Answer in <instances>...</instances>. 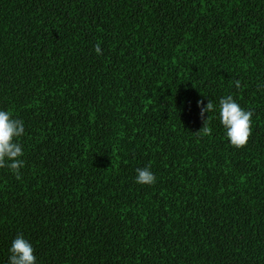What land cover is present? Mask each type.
<instances>
[{
    "label": "trees",
    "instance_id": "1",
    "mask_svg": "<svg viewBox=\"0 0 264 264\" xmlns=\"http://www.w3.org/2000/svg\"><path fill=\"white\" fill-rule=\"evenodd\" d=\"M258 85L264 0H0V109L25 127L0 264L17 233L36 264H264ZM227 94L253 112L242 147L199 116Z\"/></svg>",
    "mask_w": 264,
    "mask_h": 264
},
{
    "label": "clouds",
    "instance_id": "2",
    "mask_svg": "<svg viewBox=\"0 0 264 264\" xmlns=\"http://www.w3.org/2000/svg\"><path fill=\"white\" fill-rule=\"evenodd\" d=\"M95 52L98 55L101 54L99 45L95 47ZM233 83L236 88L241 87L239 79ZM258 87H264V85H258ZM196 105L203 125L209 118V113H213L219 119L231 145L242 147L247 143L252 132L253 112L242 107L231 94L219 97L218 102L215 103L205 96L198 99ZM205 113L208 114L206 117ZM202 130L204 134L210 131L206 126ZM24 132L22 119L15 117L10 110L0 109V167H7L17 177L20 176V169L24 165L23 146L19 142ZM135 173L136 183L148 185L155 183L156 177L150 166L136 168ZM36 261L37 256L34 254L31 241L23 233H17L8 248L6 264H36Z\"/></svg>",
    "mask_w": 264,
    "mask_h": 264
}]
</instances>
